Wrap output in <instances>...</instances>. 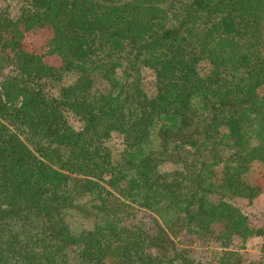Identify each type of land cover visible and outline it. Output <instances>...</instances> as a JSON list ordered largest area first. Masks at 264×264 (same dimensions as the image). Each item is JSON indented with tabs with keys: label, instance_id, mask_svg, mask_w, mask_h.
Masks as SVG:
<instances>
[{
	"label": "trees",
	"instance_id": "1",
	"mask_svg": "<svg viewBox=\"0 0 264 264\" xmlns=\"http://www.w3.org/2000/svg\"><path fill=\"white\" fill-rule=\"evenodd\" d=\"M263 94L264 0H0V264H264Z\"/></svg>",
	"mask_w": 264,
	"mask_h": 264
},
{
	"label": "rangeland",
	"instance_id": "2",
	"mask_svg": "<svg viewBox=\"0 0 264 264\" xmlns=\"http://www.w3.org/2000/svg\"><path fill=\"white\" fill-rule=\"evenodd\" d=\"M47 32L44 30L33 31L26 35L25 41L30 46H38L44 42ZM45 62L51 64L55 62L54 58H46ZM264 95V94H263ZM247 179L255 183L259 188V193L251 200L240 199L235 201L236 206L249 215L253 224L260 226L264 224V166L255 164L247 174ZM136 218L146 227L152 226V216L144 211H139ZM236 248L242 257L250 261L260 255V249L264 246L263 238H254L246 241L243 246L239 241L235 242ZM177 246L188 252V255L195 261L201 260L205 255V245L191 236H183L177 241ZM241 248V249H240Z\"/></svg>",
	"mask_w": 264,
	"mask_h": 264
}]
</instances>
